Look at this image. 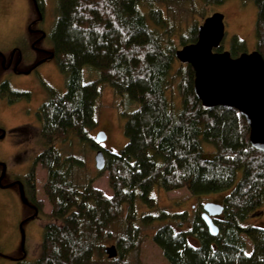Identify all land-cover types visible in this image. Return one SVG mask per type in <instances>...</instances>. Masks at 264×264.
I'll use <instances>...</instances> for the list:
<instances>
[{
	"label": "trees",
	"instance_id": "1",
	"mask_svg": "<svg viewBox=\"0 0 264 264\" xmlns=\"http://www.w3.org/2000/svg\"><path fill=\"white\" fill-rule=\"evenodd\" d=\"M179 1L56 0L51 39L64 87L51 91L37 114L45 146L34 160L47 173L43 191L51 212L33 264H141L148 228L167 264H264V223L245 225L264 207V152L250 147L249 128L236 110H206L195 98L194 71L175 52L196 41L199 25L188 32L178 27L169 15ZM198 1L221 6L229 0ZM242 1L255 7L254 50L264 59V0ZM228 51L246 53L245 42L232 38ZM90 72L97 77L86 81ZM104 85L126 118V144L118 153L87 137L97 125ZM69 135L94 155L103 152L102 170L94 163L90 174L84 160L62 155L55 143ZM103 174L109 197L92 185ZM29 187L27 197L40 214L35 184ZM154 190L198 198L228 191L213 218L217 235L200 218L204 204L191 215L171 213L158 206ZM244 237L252 244L249 254ZM112 245L117 254L109 259L104 250Z\"/></svg>",
	"mask_w": 264,
	"mask_h": 264
},
{
	"label": "rangeland",
	"instance_id": "2",
	"mask_svg": "<svg viewBox=\"0 0 264 264\" xmlns=\"http://www.w3.org/2000/svg\"><path fill=\"white\" fill-rule=\"evenodd\" d=\"M47 1L54 4L51 18L54 23L57 16V3L56 0ZM171 8L174 14L169 16H174V20L176 19L179 22L178 27L184 32H188L191 25L198 26L202 24L203 19L212 13H221L224 15L225 36L219 50L228 51L234 37L245 42L247 52H252L255 49L254 22L256 11L250 1L229 0L221 6H205L198 0H184L172 3ZM28 16L30 19L34 16V9L29 4V0H0V50L4 51L10 46L21 42L22 36L25 35L23 22ZM85 68L89 67H84L83 72ZM40 75L44 76L49 83L46 82L45 85L39 75H33V78L13 79L12 84L19 86L17 87L19 91H30L28 98L14 99V94H6L5 97H0V130L6 132V136L0 141V163L5 164L7 167V175L3 180L1 179L2 184L0 183V264H16V262L33 264L41 247L42 228L50 220L48 215L51 212V205L43 191L47 173L34 160L45 146L44 137L40 130V120L35 115L41 103V93L49 90V86L56 90H63L64 76L61 74L58 76L50 70L48 65L40 68ZM94 77H97V74L93 75L90 72L88 77L85 75L84 78L88 81ZM171 99L174 104L178 102L175 94L171 96ZM122 110L123 107L121 109L119 106V98L114 95L108 86H102L96 103L97 125L95 128L87 130V137L92 140L95 139L98 132H104L106 140L101 143L104 151L118 153L126 144L123 135L126 118L121 116ZM16 129H19V133ZM55 145L59 147L63 156L75 154L84 160L86 169H90V174L93 173L95 152L94 150L89 151L88 146L82 144L78 137L69 135L58 140ZM207 150L210 151V148H207ZM12 173L18 174L19 178L17 180H24L28 187L34 183L36 189L34 200L42 202L40 204L42 212L39 216L26 222L25 226L23 225L25 237L23 251L20 247L21 234L18 225L23 218L33 212L20 203L18 196L14 194L11 188L1 189L3 185L9 182V177H14ZM29 176L32 177L29 179ZM92 185L101 190L106 196H111L107 184V174H103L94 180ZM14 191L18 193V190L15 189ZM227 192L214 193L198 198L192 197L185 190L169 193L154 190L152 196L157 199L158 206L168 208L171 213L187 211L191 215L192 211L199 210L201 212L200 206L202 204L208 202L220 203ZM257 223H264V207L258 209L246 221L245 225ZM155 224L161 225L160 222ZM151 231L150 228L144 231L145 237L139 255L141 264H167L160 250L151 240ZM244 239L246 253L249 254L252 250V244L247 237H244ZM110 244H113V242L110 241L108 245ZM129 260L133 261L132 256L129 257Z\"/></svg>",
	"mask_w": 264,
	"mask_h": 264
},
{
	"label": "water",
	"instance_id": "3",
	"mask_svg": "<svg viewBox=\"0 0 264 264\" xmlns=\"http://www.w3.org/2000/svg\"><path fill=\"white\" fill-rule=\"evenodd\" d=\"M225 36L224 15L218 12L204 18L197 28L194 43L183 46L175 52L176 60L188 64L194 71L193 93L206 110L226 107L236 110L249 128L248 142L256 151L264 152V59L257 51L242 53L232 57L227 50L218 51ZM97 143L106 140L104 132H98L94 139ZM97 170L104 167L103 152L94 155ZM4 175L1 173L0 181ZM23 205H28L22 186L19 188ZM201 220L211 236L218 229L213 218L221 215L223 207L208 202L202 206ZM36 213L33 214V216ZM31 216L30 218H33ZM20 224L21 249H24V233ZM104 252L109 259L116 257L115 247H107Z\"/></svg>",
	"mask_w": 264,
	"mask_h": 264
},
{
	"label": "flooded vegetation",
	"instance_id": "4",
	"mask_svg": "<svg viewBox=\"0 0 264 264\" xmlns=\"http://www.w3.org/2000/svg\"><path fill=\"white\" fill-rule=\"evenodd\" d=\"M29 4L33 6L34 16L31 19L28 16V18L23 22V32L25 35L22 36L21 42L19 44L10 46L4 51L0 50V97H5L6 94H14V99L29 97L30 91H19L17 89L19 86L12 84L13 79L22 77L33 78V75H39L40 79H42L45 85L46 82L49 83L48 80L46 81L44 76L40 75V68L43 66L48 65L51 71L60 76L57 68V57L53 50L51 39V32L53 29V21L51 18L53 15L54 4L47 0H29ZM49 87L51 88V86ZM50 88L49 90H45L41 93V103L39 104L38 108L47 102L51 91H58V89L56 90ZM37 114L38 112H36V118L38 117ZM16 131L19 133V129H16ZM5 136L6 132L0 130V141H2ZM6 169V165L0 163V176L4 171L2 180L7 175ZM14 173H12L14 177H9V182L6 185H3L1 189L11 188L14 194L18 196L20 203H22L19 193L21 184L24 196L28 201V205L24 206H27L28 209L32 210L33 212L31 215L23 218L21 222L26 219H28L26 221L28 222L29 220H33L39 216V210L37 205L30 201L32 199L27 197L30 187L26 186L24 180H17L19 178L18 174ZM2 180L0 181L1 184ZM15 189L18 190V193L14 191ZM34 213H36V215L33 216ZM31 216H33V218H30ZM26 222H24V224H26Z\"/></svg>",
	"mask_w": 264,
	"mask_h": 264
},
{
	"label": "bare ground",
	"instance_id": "5",
	"mask_svg": "<svg viewBox=\"0 0 264 264\" xmlns=\"http://www.w3.org/2000/svg\"><path fill=\"white\" fill-rule=\"evenodd\" d=\"M25 238V237H24ZM20 247H21V243H20ZM22 250V249H21ZM247 250V249H246ZM23 251V250H22ZM247 254V253H246ZM8 259H10V260H14V259H12L11 257H7ZM113 259V258H112Z\"/></svg>",
	"mask_w": 264,
	"mask_h": 264
}]
</instances>
